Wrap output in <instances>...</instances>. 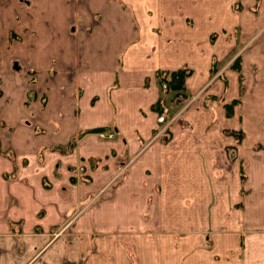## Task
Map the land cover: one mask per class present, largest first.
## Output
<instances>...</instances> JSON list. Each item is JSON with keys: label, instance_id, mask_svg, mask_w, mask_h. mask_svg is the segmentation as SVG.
Returning a JSON list of instances; mask_svg holds the SVG:
<instances>
[{"label": "crops", "instance_id": "obj_1", "mask_svg": "<svg viewBox=\"0 0 264 264\" xmlns=\"http://www.w3.org/2000/svg\"><path fill=\"white\" fill-rule=\"evenodd\" d=\"M133 1L145 0H0V50H7L6 33L13 34V46H10V51H5L6 55L25 60L21 62L28 66V70L35 72L28 80L27 87L26 84L22 87V83H15L11 88H5L2 96L8 103H0V264H28L36 255L46 256L51 264L59 258L66 259L61 244L56 246V250L52 246L46 249L54 238L50 234V228L65 226L70 222L69 212L79 211L87 190V186L78 180L74 181V177L80 178V172L70 171L69 164L83 161L85 157L90 159L100 155V144H97L98 149L96 138L88 133L86 135L84 131L101 128L110 122L111 125L115 123L113 126L120 141L117 142L116 138L111 140L113 143H108L110 146H106L108 150L103 156H107L111 147L120 149L126 146L130 156L139 153L134 160V169H130L124 179L123 191L121 186L120 192L115 189V194L121 195L119 202L117 203L118 197L109 201L108 212L99 203V209L93 206V225L96 222L101 226V222L104 223L107 217L110 227L117 224L131 226L134 210L143 213L146 208L148 212L153 211L147 226L160 228L165 222L159 215L158 210L162 209L159 205L163 201L173 202L171 196L179 194L180 198L181 193L190 189L191 183L183 177L187 178L186 174L191 173V162L196 164L197 160L203 159L200 163L202 167L203 161L212 162L210 156L214 144L210 140H202L199 150L197 142L189 143L188 139H184L183 145L175 141L169 144L148 143L152 139L150 130L155 128L156 123L154 121L151 124V120H156V117L152 115L154 119H148L150 123L145 125L140 112L149 110L157 97L152 73L156 69L167 68L168 65L160 61L133 65L125 62L127 56L122 61L121 51H125L127 55V49L134 43L138 45L141 42L146 46L153 44L151 49H158L159 42L164 43L153 32L134 29L141 23L127 20L119 25L121 12L128 10H123L118 3ZM94 17H98L97 20ZM261 17V12H257V25L260 24ZM77 21L83 28L74 36L70 27ZM114 26L116 30L112 29ZM124 28L128 31L123 30ZM101 30L104 35L108 32L111 38L114 37L115 43H120L114 48L115 52L124 46L117 54L119 57L115 54L113 63L100 62L105 61L100 52ZM74 55H77V61H74ZM117 59H121L119 75L117 74L120 83L112 92L107 91V78L96 77L97 69L90 71L89 66L87 70L84 67L86 64L78 63L98 61L99 66H106L103 68L105 74L113 75L112 69L117 67ZM260 60L262 63L255 70L254 77L242 75L244 91L236 114L241 116L244 125L252 121L253 128H258L264 120V108L261 109L264 107V59ZM52 61H55L54 67ZM11 62L0 61V74L8 72ZM71 64L82 66L79 74H82L81 79L87 85L83 84L81 95L76 94L77 81L69 78ZM209 67L206 65L202 72ZM169 68L175 69L177 66ZM100 71L102 70L97 71L99 75ZM87 74L93 76L88 75L89 79L86 80ZM147 76L150 85L145 88ZM189 82L191 84V78ZM96 90L105 92L103 96L99 95L102 100L100 103H105V106L97 103L90 105ZM29 91L33 92L32 95H27ZM110 104H113V109ZM259 141L245 137L239 145L242 147L240 152H243L239 157L246 161L244 171L248 176V192L243 197L245 216H240L239 225L243 226L244 233L243 236L239 233L237 237V241L243 243L242 250L238 251L242 252V264H264V148H253ZM67 145L70 146L66 149ZM239 171L240 169L236 173ZM136 172L139 174H134ZM235 183L236 190H239V181ZM81 215L82 213L75 218L76 225L84 227L86 220L90 224L88 216ZM230 222L226 218L225 225ZM35 227L42 228L45 233L34 234ZM83 239L86 240L85 237ZM100 242L97 239V244ZM90 246V243L85 245L82 241H77L72 257L81 258L91 254L94 264L99 257L93 254L100 251L101 245L93 249ZM107 249L104 253H98L103 255L98 259V264H121L116 256V248L109 246ZM151 254L154 257V253ZM179 258L178 264L182 258L181 253L176 255V259ZM213 259L214 257L210 263H213ZM124 263L126 264L125 260ZM83 264L89 263L87 261Z\"/></svg>", "mask_w": 264, "mask_h": 264}, {"label": "rangeland", "instance_id": "obj_2", "mask_svg": "<svg viewBox=\"0 0 264 264\" xmlns=\"http://www.w3.org/2000/svg\"><path fill=\"white\" fill-rule=\"evenodd\" d=\"M118 4L123 10H128L121 12L119 25L127 20L136 21L138 24L141 23V26H136L134 29L148 30L164 41V43L159 42L158 49H151L153 44L146 46L141 42L138 45L134 43L127 49L126 55L125 51H121L124 46L114 51L116 45L120 44L115 43L114 37L111 38L108 32L104 35L102 30L100 33L102 36L100 52L102 58H105V61L100 62L113 63L115 54L117 56L121 51L122 61H125L127 56L125 62L133 65L148 61H160L168 65L167 68L165 66L152 73L155 78L154 88L157 90V97L149 106V110L140 112L145 125L150 123V118L156 117V120H151V124L154 121L156 123L155 128L150 130L152 139H149L148 143L169 144L175 141L183 145L184 139H188L189 143L196 141L199 150L202 140H210L214 144V150L210 156L213 160L212 162L203 161V167L200 166L203 159L197 160L196 164L191 162V173L186 174L187 178L183 177L191 183L190 189L187 188V192L181 193L180 198L179 194L171 196L173 202L163 201L159 205L162 208L158 210L159 215L165 222V225L160 228L147 226V221H150V217L152 218L153 211L148 212L146 208L143 213L134 210L131 226L125 227L117 224L110 227L107 224V217L104 223L101 222V226L96 222L93 225V206L99 209V203L105 212H108L109 201L118 197L117 203L119 202L121 195L120 193L115 194V189L120 192L119 186H123L126 175L129 174L130 169H134V160L139 153L130 156L128 147L123 146L120 149L111 147L107 156H103L108 150L106 148L108 143H113L111 140L116 138L117 142L120 141L117 138L119 135H116L115 126H113L115 123L111 125L110 122L101 128L84 131L86 135L88 133L96 138V147L98 148L97 144H100V149L98 148L100 155L90 159L85 157L83 161L79 160L77 163L69 164L70 171L80 172V178L74 177V181L78 180L87 186V190L80 203L79 211L69 212L70 222L65 226L58 225L50 228V234L54 238L46 250L51 246L54 247L53 250H56V246L61 244L66 253V259L59 258L52 264H83L87 261L92 264L91 254L81 258L72 257L71 254L75 252L77 241H82L85 245L90 243V249L101 245L100 251L93 254L99 257L94 264H98L103 257L98 253H104L109 246L116 248V256L121 264H125L124 260L126 264L129 262L132 264H162V261L165 262L164 264H178L180 258L176 259V255L179 253L182 257L180 264H185V262L187 264H242V252L238 253V251L242 250L243 243L238 242L237 237L239 233L241 236L244 233L242 232L243 226L239 227V225L240 216H245L243 197L248 192L246 188L248 176L244 171L246 161L243 157H239V154L243 153L240 152L242 147L239 145L245 137L256 138L260 141L253 148L262 150L264 148V120L260 122L258 128H253L251 127L252 121L244 125L241 116L238 117L236 114L239 112L241 95L244 91L242 75L256 74L255 70L262 63L260 59H264V0H145L144 2L133 1ZM257 12H261L262 16L259 25L255 18ZM97 18L94 17V20ZM82 28L78 21L73 22L70 32L75 36ZM112 29L116 30V26ZM116 37L119 38V36ZM146 37L149 38V35L146 34ZM12 40L13 34L6 33V52L10 51V46H13ZM5 51L0 50V61L12 62L8 72L0 74L1 104L8 103V100L2 96L5 88H11L15 83H22L21 86L26 84L25 87H27L28 80L35 73L33 70H28V66L21 62L25 60L10 58ZM76 56L74 55V61H77ZM121 59H117V67L112 69L115 77L111 73L105 74L103 68L106 66H99L98 61H78V63L86 64L85 69L88 70L89 66L90 71L97 69L96 77L107 78L105 84H108V89L107 87L106 89L112 92L120 83L118 71ZM52 63L54 67L55 61ZM206 65L210 67L207 71L204 70V73L202 71ZM170 66H177V68L172 69L173 67L169 68ZM79 68L81 70L82 66L73 64L69 66V78L77 81L75 82L78 86L77 95L82 94L83 84L87 85L85 80L81 79L82 74H79L81 73ZM177 69H182L186 74L182 89L175 88L176 79L170 74L171 71ZM99 70H102L100 75L97 72ZM88 75L93 76L87 74L86 80L89 79ZM190 78L192 79L191 84ZM193 79H195L194 82ZM149 85L150 80L147 76L144 86L148 88ZM32 93L29 91L27 95H32ZM104 93L103 90H96L90 105L97 103L105 106V103H100L102 100L99 96H103ZM110 106L114 108L113 104ZM263 108L262 106L261 109ZM249 109L252 110L251 107ZM232 112L235 115L232 116ZM219 143L221 146L218 147ZM69 146L67 145L66 149ZM144 146L146 144L140 148ZM216 149L221 151L217 152ZM214 169L217 170L213 172ZM239 169L240 171L236 173ZM237 180L240 185L239 190H236ZM81 213L84 217L87 215L90 221L88 224L86 220L84 227L77 226L75 222V218ZM226 218L231 221L229 225H225ZM33 231L36 235L45 233L42 228L38 227H35ZM97 239H100V244H97ZM212 257H214L213 263H210ZM35 263L51 264L50 260L48 262L46 256L43 255H36L28 264Z\"/></svg>", "mask_w": 264, "mask_h": 264}, {"label": "trees", "instance_id": "obj_3", "mask_svg": "<svg viewBox=\"0 0 264 264\" xmlns=\"http://www.w3.org/2000/svg\"><path fill=\"white\" fill-rule=\"evenodd\" d=\"M184 71L182 69H177V70H174V71H171L170 74L172 75V77L174 79H176V86L175 88H178V89H182L183 88V81H184V78L186 76L185 73H183ZM234 101H232L233 103ZM97 130H100V129H97Z\"/></svg>", "mask_w": 264, "mask_h": 264}]
</instances>
